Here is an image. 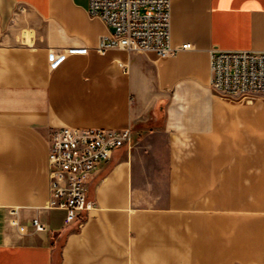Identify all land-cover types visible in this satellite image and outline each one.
<instances>
[{"label": "crops", "instance_id": "1", "mask_svg": "<svg viewBox=\"0 0 264 264\" xmlns=\"http://www.w3.org/2000/svg\"><path fill=\"white\" fill-rule=\"evenodd\" d=\"M88 6L0 0V264H264V95L210 84L213 47L264 50V0H171L172 43L192 48L166 57L98 52ZM60 126L133 129L80 225L46 207Z\"/></svg>", "mask_w": 264, "mask_h": 264}, {"label": "built area", "instance_id": "2", "mask_svg": "<svg viewBox=\"0 0 264 264\" xmlns=\"http://www.w3.org/2000/svg\"><path fill=\"white\" fill-rule=\"evenodd\" d=\"M88 14L101 19L109 33L102 35L96 50L111 49L173 56L192 48L191 43L173 45L171 0H89ZM86 51L87 48L71 49ZM211 88L227 99H244L264 93V50L211 49ZM133 129L79 128L60 126L51 133L49 144L48 209L66 212L65 224L83 221V214L96 207L89 184L96 169L113 152L132 146ZM12 212H16L15 209ZM37 231L47 226L33 219Z\"/></svg>", "mask_w": 264, "mask_h": 264}, {"label": "rangeland", "instance_id": "3", "mask_svg": "<svg viewBox=\"0 0 264 264\" xmlns=\"http://www.w3.org/2000/svg\"><path fill=\"white\" fill-rule=\"evenodd\" d=\"M258 95H264V93L263 94H258ZM154 193H155V196H157V195L161 196L162 199L166 198V192L161 191V192H154ZM147 194H149V192Z\"/></svg>", "mask_w": 264, "mask_h": 264}]
</instances>
